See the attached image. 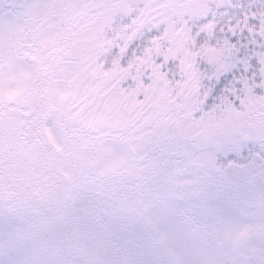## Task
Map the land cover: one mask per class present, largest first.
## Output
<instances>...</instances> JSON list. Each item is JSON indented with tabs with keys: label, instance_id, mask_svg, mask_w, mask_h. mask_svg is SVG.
I'll return each mask as SVG.
<instances>
[{
	"label": "snow or ice",
	"instance_id": "1",
	"mask_svg": "<svg viewBox=\"0 0 264 264\" xmlns=\"http://www.w3.org/2000/svg\"><path fill=\"white\" fill-rule=\"evenodd\" d=\"M0 264H264V0H0Z\"/></svg>",
	"mask_w": 264,
	"mask_h": 264
}]
</instances>
